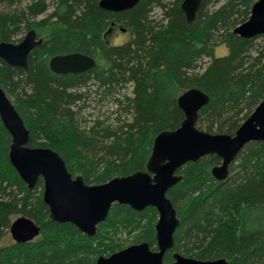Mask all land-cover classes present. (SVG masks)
Masks as SVG:
<instances>
[{
	"label": "trees",
	"instance_id": "trees-1",
	"mask_svg": "<svg viewBox=\"0 0 264 264\" xmlns=\"http://www.w3.org/2000/svg\"><path fill=\"white\" fill-rule=\"evenodd\" d=\"M182 1L139 0L130 10L110 12L99 0H31L23 8V0H0V42L20 41L30 29L43 39L26 69L0 59V86L13 96L30 130L29 145L57 151L87 184L144 170L156 135L185 118L178 97L190 88L210 97L198 128L234 134L264 97V34L243 38L233 32L256 0H203L190 23ZM154 8L162 10L160 20L151 17ZM112 24L129 31L132 40L111 45ZM220 45L227 54H216ZM72 52L94 57L96 66L79 74L52 72L50 59ZM128 84L132 92L122 93ZM91 85L97 86L94 96ZM87 100L112 102L118 115L112 122L95 118L91 126L82 125L79 104ZM11 141L0 119V264H96L98 256L131 244L148 242L155 249L159 214L152 206L138 211L114 204L94 236L52 221L42 179L31 190L12 166ZM220 163L218 156L207 155L179 169L182 178L167 196L180 222L165 262L172 263L178 252L264 264V142L246 145L225 181L211 174ZM17 214L40 225V236L2 245Z\"/></svg>",
	"mask_w": 264,
	"mask_h": 264
},
{
	"label": "water",
	"instance_id": "water-1",
	"mask_svg": "<svg viewBox=\"0 0 264 264\" xmlns=\"http://www.w3.org/2000/svg\"><path fill=\"white\" fill-rule=\"evenodd\" d=\"M138 2L99 0V6L120 12L132 9ZM202 2L182 1L181 9L189 23L195 19ZM112 25L107 34L114 28ZM233 32L243 38L264 34V0L255 1L249 18ZM42 42L37 32L30 29L19 42H0V59L26 69L29 54ZM96 64L94 57L81 52L56 55L49 61L52 72L61 75L84 73ZM209 101V95L198 88L183 91L178 105L185 118L177 128L156 135L145 169L100 184H87L82 175H73L64 158L52 148L30 146V130L1 86L0 119L12 138L9 149L12 166L31 190L42 179L43 201L52 221L69 222L86 235L94 236L97 226L105 221L116 203L138 211L149 206L157 209L155 249L148 242L131 244L108 256H98L96 264H230L225 258L201 260L178 252L173 253L172 263L165 262L166 253L174 249V235L180 222L167 196L168 190L182 178L179 169L187 162L216 155L221 163L211 169V174L217 181H225L231 176L230 166L238 153L251 142H264V97L234 134L209 133L198 128L199 112ZM9 232L15 242L25 243L40 236L41 226L22 215L12 221Z\"/></svg>",
	"mask_w": 264,
	"mask_h": 264
},
{
	"label": "rangeland",
	"instance_id": "rangeland-1",
	"mask_svg": "<svg viewBox=\"0 0 264 264\" xmlns=\"http://www.w3.org/2000/svg\"><path fill=\"white\" fill-rule=\"evenodd\" d=\"M31 0H23L21 7H25V5L27 3H29ZM53 8H49L48 10V14L52 13ZM163 14H162V10H160L159 8H154L152 13H151V17L153 19H157L160 20L162 18ZM44 16H40L38 19H42L44 18ZM123 27L121 26H116L115 28L112 29V31L107 34V41L111 44V45H120V44H124L129 42L130 40H132L133 36L132 34L127 31L125 28V31H122ZM26 33H24L21 36V39L23 38V36ZM19 42V41H16ZM228 49L225 45H220L219 47H217L216 49V54L219 55H225L227 54ZM206 61H208V59H206ZM92 91V96L95 95V91L97 89V86H92L89 87ZM5 91L7 92L8 96L10 97L11 100H14L13 96L9 93V91L7 90V88H4ZM85 91L87 90V88H84ZM132 92V86L130 84H128L127 86H124L122 89V93H131ZM99 99V96H97V100ZM82 108L81 113H80V121L82 125L88 124L89 126H91L93 123H91V121H93L95 118H100V120H105L106 119V123H108L109 121H113L114 118H116V116L118 115L117 112V106L115 104H113L112 102L109 101H105L104 103H99L96 101H82L79 104ZM84 106V108H83ZM22 215H14L13 218L16 219L17 217H20ZM12 241H14L9 234L5 237V239L2 241V245H7L10 244Z\"/></svg>",
	"mask_w": 264,
	"mask_h": 264
},
{
	"label": "flooded vegetation",
	"instance_id": "flooded-vegetation-1",
	"mask_svg": "<svg viewBox=\"0 0 264 264\" xmlns=\"http://www.w3.org/2000/svg\"><path fill=\"white\" fill-rule=\"evenodd\" d=\"M114 28H115V26H114Z\"/></svg>",
	"mask_w": 264,
	"mask_h": 264
}]
</instances>
